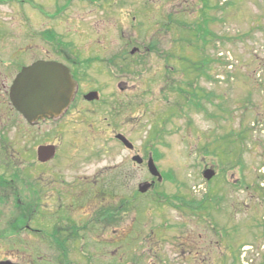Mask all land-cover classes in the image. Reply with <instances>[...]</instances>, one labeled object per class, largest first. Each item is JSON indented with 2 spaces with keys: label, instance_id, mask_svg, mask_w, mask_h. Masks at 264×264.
Masks as SVG:
<instances>
[{
  "label": "rangeland",
  "instance_id": "374dc122",
  "mask_svg": "<svg viewBox=\"0 0 264 264\" xmlns=\"http://www.w3.org/2000/svg\"><path fill=\"white\" fill-rule=\"evenodd\" d=\"M26 1L52 14L67 5L54 20L53 31L85 50V56L117 57V81L107 78L103 83L105 93L115 96L95 111L102 121L116 102L115 130L110 132L105 123L89 128L98 145L103 136L112 142V157L99 156L85 165L87 178H101L98 187L105 173L116 178L117 193L109 198L96 192L92 200L86 192L83 206L69 209L66 215L83 223L97 205L115 200L119 204L127 197L132 200L130 211L116 232L110 228L100 236L88 233L86 244L68 243L70 263L109 264V257L116 255L115 264H242L245 248L246 263L260 264L264 256V0ZM209 29L222 41L209 43ZM132 48L137 51L130 56ZM124 59L130 64L129 73L121 69ZM199 61V71H193L190 63ZM171 67L177 72L166 79L165 69ZM176 83L181 90L198 87L200 95L213 94V105L204 102L207 114L188 109L182 96L170 92ZM170 84L174 85L168 88ZM176 101L184 112L173 108ZM74 117L76 112L67 121ZM116 132L133 144V153L113 141L110 134ZM230 133L241 137L224 143ZM206 144L208 153L203 150ZM137 152L143 157L140 167L130 159ZM150 152L160 157L157 169L173 181L155 182L153 191L140 194L138 184L152 180L145 168ZM206 168L215 172L209 181L202 176ZM175 194L196 201L219 198L214 200L217 204L210 199V207L205 203L206 209L183 206L180 210L169 205ZM46 199V210L36 212L32 223L43 234L69 224L58 221L64 211ZM92 203L97 204L90 208ZM131 225L133 232L124 238ZM0 244V256L18 250L23 263L56 264V253L39 237ZM93 247L102 254L88 263L84 253L94 252Z\"/></svg>",
  "mask_w": 264,
  "mask_h": 264
},
{
  "label": "flooded vegetation",
  "instance_id": "af4514ba",
  "mask_svg": "<svg viewBox=\"0 0 264 264\" xmlns=\"http://www.w3.org/2000/svg\"><path fill=\"white\" fill-rule=\"evenodd\" d=\"M66 7L52 14L32 1L0 0V243L16 244L39 237L56 253V264H71L69 252H66L69 251L68 243L84 242L88 233L100 236L102 231L110 228L116 232L123 215L130 211V198L127 197L120 205L116 200L103 206L92 203L89 207L95 205L97 209L91 211L83 223H76L74 219L72 223L66 215L69 209L83 206L87 200L86 192L91 195L90 199L96 198V192H99L97 195H108L109 198L116 195V178L105 173L102 175L105 176L103 184L100 183L98 187L101 178H87L85 165L99 156H111L112 142L103 136V143L98 145L96 138H90L89 128L105 123L111 132L115 130L112 123L118 114L116 102V107L110 108L102 121L95 113L99 104L106 103V98L115 96L114 92L105 93L103 83H106L107 78L109 82L117 81V57L102 59L95 55L85 56V50H78L80 48L76 44L63 41L53 31V24ZM43 20H46V24H42ZM42 25L45 29L40 31L38 28ZM39 62L57 63L67 68L76 88L69 107L59 117L28 121L14 107L10 92L22 72ZM114 87L117 88L116 83ZM120 89L123 91V87ZM94 92L98 100L85 99ZM83 105L90 107L84 110L87 107ZM78 107L82 108L78 110ZM74 112L76 117L67 121ZM86 123L90 127L85 126ZM117 134H110V137L121 145L116 139ZM128 152L134 151L131 149ZM133 156H140V153L131 155V163L136 165L132 161ZM137 166H143V162ZM164 173L160 171L162 182L165 180ZM128 174L125 173V179L129 178ZM87 188L92 194L86 191ZM46 197L54 200L56 210L64 211L65 215L59 217L58 221L69 224L58 225L47 234H38L36 229L40 228H33L36 223L34 217L36 212L46 210ZM180 197L176 198L178 209L181 210ZM102 210H105L103 218ZM119 210H124L120 216ZM132 232L131 225L124 238H128ZM151 234L148 233V236L153 237ZM93 243L100 246V242L94 238ZM93 248L94 252L87 250L84 253L88 263L92 256L97 260L98 255L102 254V250ZM19 258L18 250L8 255L2 254L0 264H27ZM115 261L116 255L108 259L109 264H115Z\"/></svg>",
  "mask_w": 264,
  "mask_h": 264
},
{
  "label": "water",
  "instance_id": "95a60500",
  "mask_svg": "<svg viewBox=\"0 0 264 264\" xmlns=\"http://www.w3.org/2000/svg\"><path fill=\"white\" fill-rule=\"evenodd\" d=\"M75 92V85L69 76L67 69L56 63H42L25 69L14 82L11 88L10 98L14 107L28 121L40 119H55L59 117L71 103ZM96 94H89L86 99H96ZM117 139L123 142L127 148L132 145L121 135ZM141 163L138 157L133 158ZM148 169L153 176L157 173L153 161L149 158ZM215 175L212 169H206L203 177L210 180ZM149 184L139 186L141 193L149 189Z\"/></svg>",
  "mask_w": 264,
  "mask_h": 264
},
{
  "label": "trees",
  "instance_id": "16d2710c",
  "mask_svg": "<svg viewBox=\"0 0 264 264\" xmlns=\"http://www.w3.org/2000/svg\"><path fill=\"white\" fill-rule=\"evenodd\" d=\"M209 23H210V19H209ZM214 39H218L219 41H222L223 38H221V37L217 36L216 34L212 33L211 30L209 29V43H211L210 41H214ZM165 59H168V58L166 57ZM200 63H201L200 61L199 62H191L190 63L192 68H193V71L194 70L199 71L198 66H199ZM127 67H128V65H124L123 70L125 69V71H127L128 70ZM187 73L189 74V72H187ZM178 82H181V81H178ZM173 85L174 84H170L168 86V88H171ZM172 89H175V91H170V92H174V93L179 94V96H182L183 100L185 101L184 105H186L188 107V109H189V107H191L192 109H195L198 112H202L204 114H207L206 108H205L204 104H202V101L209 102V106L213 105L214 95L211 94V93H208L205 96L204 95H200L199 92L201 91V89H199V88L195 87L191 91L181 90V87H178V84H176V87H174ZM163 98L167 99L166 96H163ZM176 105H177V103H176ZM182 108H184V106L181 105V109ZM169 110H172V108L169 109ZM240 137H241L240 133H234V134L230 133L228 136H225L223 138V142L227 143L226 140L229 139L228 142L229 143H233V141L236 142L237 139H239ZM203 150L206 153L209 152L208 151V144H206V146L203 147ZM203 150H201V151H203ZM211 154H215V153L212 152ZM225 156L228 157V151L226 152ZM216 198H219V197H211L209 199L205 198L204 200L202 199L201 201L187 200V201L182 202V207L186 206L190 210L206 209L207 206H204L205 203L209 202L208 204H209V207H210V205H212V202H210L209 200L211 199V201H213L214 204H217L216 202H214V200H218ZM174 200H177V198H174ZM170 203L172 204V202H170ZM118 213H119V211H118ZM101 218H103V213L101 215ZM260 264H264V256H263L262 262Z\"/></svg>",
  "mask_w": 264,
  "mask_h": 264
}]
</instances>
